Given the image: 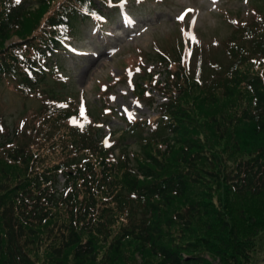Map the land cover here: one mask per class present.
Returning a JSON list of instances; mask_svg holds the SVG:
<instances>
[{
	"label": "trees",
	"instance_id": "trees-1",
	"mask_svg": "<svg viewBox=\"0 0 264 264\" xmlns=\"http://www.w3.org/2000/svg\"><path fill=\"white\" fill-rule=\"evenodd\" d=\"M248 2L226 39L159 52L165 80L144 69L132 91L164 102L112 141L50 62L109 2L0 0V83L39 102L11 137L0 119V264H264V0Z\"/></svg>",
	"mask_w": 264,
	"mask_h": 264
},
{
	"label": "rangeland",
	"instance_id": "rangeland-1",
	"mask_svg": "<svg viewBox=\"0 0 264 264\" xmlns=\"http://www.w3.org/2000/svg\"><path fill=\"white\" fill-rule=\"evenodd\" d=\"M108 7L103 18L82 24L50 62L67 84L65 93L83 113L101 118L104 134L112 141L125 127L123 118H149L164 102L160 96L154 107L136 101L131 82L141 64L158 80H165L167 67L159 60V50L175 46L185 31H191L196 45L224 40L231 32L228 18L236 13L247 16L250 9L248 0H121ZM131 57H140L141 63L128 66ZM125 73L128 81L118 84ZM38 107V101L25 100L0 83V119L9 137ZM102 107L114 109L116 116L103 115Z\"/></svg>",
	"mask_w": 264,
	"mask_h": 264
},
{
	"label": "snow or ice",
	"instance_id": "snow-or-ice-1",
	"mask_svg": "<svg viewBox=\"0 0 264 264\" xmlns=\"http://www.w3.org/2000/svg\"><path fill=\"white\" fill-rule=\"evenodd\" d=\"M16 2H17V3H19V2H20V0H16ZM181 19H182V17H181ZM82 114H83V113H82Z\"/></svg>",
	"mask_w": 264,
	"mask_h": 264
}]
</instances>
